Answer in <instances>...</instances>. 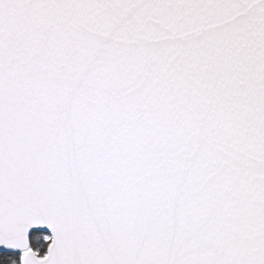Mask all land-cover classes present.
I'll return each mask as SVG.
<instances>
[{"label":"snow or ice","instance_id":"snow-or-ice-1","mask_svg":"<svg viewBox=\"0 0 264 264\" xmlns=\"http://www.w3.org/2000/svg\"><path fill=\"white\" fill-rule=\"evenodd\" d=\"M0 264H264V0H0Z\"/></svg>","mask_w":264,"mask_h":264}]
</instances>
